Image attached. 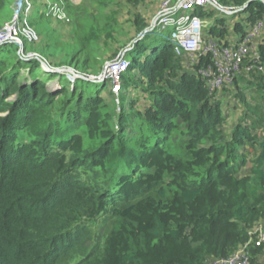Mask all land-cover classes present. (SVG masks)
<instances>
[{"label":"trees","instance_id":"16d2710c","mask_svg":"<svg viewBox=\"0 0 264 264\" xmlns=\"http://www.w3.org/2000/svg\"><path fill=\"white\" fill-rule=\"evenodd\" d=\"M32 1L22 25L41 35L47 5ZM13 2L0 0V27ZM225 3L244 7L240 34L264 16V0ZM108 20L90 22L91 32L110 35ZM212 20L209 35L222 37ZM155 30L126 51L118 103L107 107L105 82L45 70L25 55L44 54L21 36L0 44V264H205L245 243L264 218V76L254 69L235 78L239 116L227 128L222 99L196 73L211 56L186 70L173 37ZM96 37L65 65L100 74L104 58L89 56ZM250 255L264 264V243Z\"/></svg>","mask_w":264,"mask_h":264},{"label":"rangeland","instance_id":"374dc122","mask_svg":"<svg viewBox=\"0 0 264 264\" xmlns=\"http://www.w3.org/2000/svg\"><path fill=\"white\" fill-rule=\"evenodd\" d=\"M164 1L165 0H40L41 3L47 5L45 11L46 15L49 16V20L38 22L36 26L38 30L39 28L47 27L43 34L38 35L31 26L28 25L29 27H23L22 25V19L27 17L28 14L30 15L33 1L14 0V2L11 4V9L13 10L14 16L12 19L10 18L7 20L0 27V32L1 30H3V32L5 30H10L12 35L11 37L13 39H10L7 42H18L19 37L21 36L26 49H38V51L43 53L46 59L41 57V55L35 51L25 54L30 58L36 57L39 61H41L43 68L48 67L51 70L60 68L67 69L72 67L65 65V60L68 59L70 54L76 51L75 48L89 46L88 41H92L96 37L95 33L91 32H94L95 30H91L89 28L90 22L95 21L97 24L103 25L105 19H109L108 24L110 25L109 30H111V34H106L103 30L96 31L97 35H99L96 37L99 43L98 50L89 52L91 54L89 56L92 59L104 58V69L100 74L90 75L87 77L89 80L94 82L103 81L106 83L105 88L101 89V96H103L107 107L117 104L119 95L112 90L111 81L105 76L106 69H108L107 67L110 65L112 60L120 57L126 59L129 62V60L125 57L126 51L132 49V44L135 40L134 38L138 39L137 37H140L142 34L141 31L136 29L137 24L140 23V21H143L146 25L145 29H156L155 31H161L162 35H170L172 38V28L162 29L155 24L152 25L153 22H156L157 16L163 11ZM172 1L174 2L177 0ZM209 1L211 3H208V6H198L192 10L194 14L198 15L204 13L209 14V18L206 17V19H203V42L201 44V51L191 55H180L183 67L189 71H193L192 67L195 65V63H197V61H199L201 57L209 55H200V52H203V50L208 46V42L214 41L217 43H223L224 40H228L229 38L231 39V36L240 34L239 29L235 31L234 25L238 21L242 20L244 15L240 14L239 12L233 14H226L222 12V9L225 11L229 10V6L223 5L226 4L225 0ZM212 19H215V29L216 27H224L223 29H225V31L222 37L217 36L219 29H216L215 35H209V25L212 24V21H214ZM257 21L262 22V29L260 33L254 38V44L259 47L260 44H264V16ZM13 22L17 23V27L13 28L11 26ZM221 23L224 25H221ZM89 37H91V39L87 40ZM40 44L41 47L39 46ZM81 49L83 48H80V50ZM20 50L22 53V48ZM97 59L95 61H98ZM74 72L76 74H80L75 70ZM62 73L65 74V76L72 83H74L76 78H78L74 77L71 72L66 71L61 72V74ZM120 80L121 77L119 78V82ZM57 86V78L51 79L47 82V87L49 90H55ZM232 86H230L228 91H222L223 89L226 90L227 87L215 91L217 92L215 97L222 99L223 112L228 113L227 124L225 126L227 128L231 126L239 116V109L234 107L233 97H231L232 95L229 93V91L231 93L235 92ZM126 93L127 100H131L135 96V93L132 94V90ZM1 115L4 116L5 114L1 113ZM263 222L264 219L262 218L248 228V234L253 238V240L256 236L258 226L263 224ZM248 240L245 243L238 244L237 247H235L233 251L227 256L233 254L238 249H241L245 244L248 243ZM253 245L256 246L255 244H249L247 247L249 255L248 264H250V249ZM217 258L219 257L208 255L206 256L204 262L205 264H208L210 261Z\"/></svg>","mask_w":264,"mask_h":264},{"label":"built area","instance_id":"2783aa9c","mask_svg":"<svg viewBox=\"0 0 264 264\" xmlns=\"http://www.w3.org/2000/svg\"><path fill=\"white\" fill-rule=\"evenodd\" d=\"M208 3L211 2L209 0H177L174 2L165 0L163 2V11L157 16L155 25L162 29L172 28V37L177 55H191L201 51L203 19L198 14H194L192 10L198 6H207ZM234 11L231 8L227 11L222 9V12L227 14ZM11 26L13 28L17 27V23L13 22ZM261 29L262 22L256 21L236 44L214 41L207 43L208 46L203 52H200V55L209 54L212 63L200 66L196 69V73L203 78L210 92L231 86L242 71L250 72L255 69L264 76V61L258 46L254 44V38L260 33ZM11 36L10 30L4 32L1 30L0 43L13 39ZM128 66L129 62L120 57L112 61L106 69L105 76L111 81L112 90L116 93L120 87V75ZM260 243H264V222L258 226L254 240L250 237L248 243L241 249L227 257L212 260L208 264H248V245H258Z\"/></svg>","mask_w":264,"mask_h":264},{"label":"water","instance_id":"95a60500","mask_svg":"<svg viewBox=\"0 0 264 264\" xmlns=\"http://www.w3.org/2000/svg\"><path fill=\"white\" fill-rule=\"evenodd\" d=\"M246 6H247V5H245V7H246ZM243 8H244V7H242V8L239 9V10H242ZM239 10H238V11H239ZM154 24H155V22L152 23V25H154ZM150 30H152V29H151V28L144 29V31L142 32L141 36L138 37V39H140V38L143 36V34L147 33V32L150 31ZM138 39H135V40H134V43H135ZM44 69L47 70V71L57 72V73L66 72V71H67V72H71V73L74 75V77L88 79L86 76H84V75H82V74H76L72 68H67V69H65V68H60V69H56V70H51L50 68L45 67ZM100 79H101V78H100Z\"/></svg>","mask_w":264,"mask_h":264},{"label":"crops","instance_id":"0c3cea01","mask_svg":"<svg viewBox=\"0 0 264 264\" xmlns=\"http://www.w3.org/2000/svg\"><path fill=\"white\" fill-rule=\"evenodd\" d=\"M208 6V5H207ZM236 12H238V10H236L235 12H233V13H236ZM233 13H231V14H233ZM227 14V13H226ZM254 23H252V24H247V25H245V27H244V33L243 34H239V35H233V36H231V39L229 38L228 40L226 39V40H224L223 42L225 43V44H236L241 38H242V36L245 34V32L253 25ZM234 34H235V32H234ZM210 36H212V35H210ZM214 40H215V38H214ZM260 46V45H259ZM192 68H194V67H192ZM259 72V71H258ZM241 73H245V74H248V73H250V72H246V71H242ZM261 73V72H260ZM262 74V73H261ZM238 76H240V74L238 75ZM264 219V218H263Z\"/></svg>","mask_w":264,"mask_h":264},{"label":"clouds","instance_id":"9594fccd","mask_svg":"<svg viewBox=\"0 0 264 264\" xmlns=\"http://www.w3.org/2000/svg\"><path fill=\"white\" fill-rule=\"evenodd\" d=\"M236 10H239V9H236ZM236 10H235V11H236ZM235 11H234V12H235Z\"/></svg>","mask_w":264,"mask_h":264}]
</instances>
